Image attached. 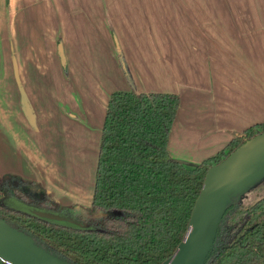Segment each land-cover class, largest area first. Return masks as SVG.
<instances>
[{"label": "crops", "instance_id": "crops-1", "mask_svg": "<svg viewBox=\"0 0 264 264\" xmlns=\"http://www.w3.org/2000/svg\"><path fill=\"white\" fill-rule=\"evenodd\" d=\"M133 89L180 97L173 159L216 156L264 123V0H0V179L90 207L109 98Z\"/></svg>", "mask_w": 264, "mask_h": 264}, {"label": "trees", "instance_id": "trees-1", "mask_svg": "<svg viewBox=\"0 0 264 264\" xmlns=\"http://www.w3.org/2000/svg\"><path fill=\"white\" fill-rule=\"evenodd\" d=\"M179 107L177 95L113 93L91 206L62 208L49 196H29L13 178L0 179V219L69 264H164L188 232L208 171L264 133V123L251 127L216 156L190 165L168 151ZM10 199L60 217H74L79 210L82 223L72 218L63 224L17 210L8 205ZM206 264H264V197L251 206L231 199Z\"/></svg>", "mask_w": 264, "mask_h": 264}, {"label": "water", "instance_id": "water-1", "mask_svg": "<svg viewBox=\"0 0 264 264\" xmlns=\"http://www.w3.org/2000/svg\"><path fill=\"white\" fill-rule=\"evenodd\" d=\"M61 57L64 61L62 47ZM264 169V133L246 142L208 171L188 232L175 254L164 264H206L214 247L230 194L240 181ZM58 223L70 221L48 214ZM0 261L5 264H69L52 256L34 241L0 219Z\"/></svg>", "mask_w": 264, "mask_h": 264}, {"label": "rangeland", "instance_id": "rangeland-1", "mask_svg": "<svg viewBox=\"0 0 264 264\" xmlns=\"http://www.w3.org/2000/svg\"><path fill=\"white\" fill-rule=\"evenodd\" d=\"M89 168H90L89 169L90 176H91L92 171H94V177H95L96 172H95V169L93 168V165H91ZM258 171L259 172H254L250 176H248L245 179H243L242 181H240L238 183V185L234 188L232 193L230 194V198L231 199L239 198L243 202V204L246 205V206H251L254 203H256L259 199L263 198L264 197V169H261V170H258ZM60 180H64V182H66L65 185L70 184L69 180L67 179V181H66L64 179V177L62 179H60ZM57 181L60 184V185H58L60 187H59V189H56V191L57 192L59 191V192H62V193H66V191L62 190V188H66L64 186V184L61 183L59 180H57ZM61 186H63V187H61ZM78 198H79L78 201H80V203H83V204H89L90 203V198H88V197L85 198V197L79 196ZM19 204L21 206L23 205L22 207H24L25 205H28L26 202H21V201L19 202ZM8 205L13 207V205L10 203V201H9ZM28 206H31V205H28ZM75 206H81L83 209H85V207H86V206H82V205L76 204V205H72V206H67L66 208H73ZM14 208H16L17 210L23 211V209L20 206L19 207L17 206V207H14ZM62 208H65V207H62ZM28 210H30V209H28ZM35 210L36 211H41L39 209H35ZM78 212H79V210L75 211L74 213L72 212V214H74V217H68L67 215L66 216L63 215L62 217L67 219V220H69V221L72 220V218H73V220L75 219V221L81 222V219H82L81 217L83 216V213L80 212L81 213L80 216L76 217V213H78Z\"/></svg>", "mask_w": 264, "mask_h": 264}]
</instances>
